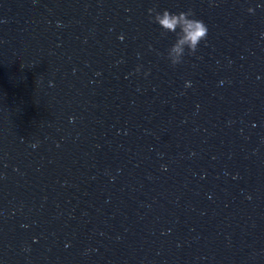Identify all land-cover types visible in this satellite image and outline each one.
I'll return each instance as SVG.
<instances>
[{
    "label": "clouds",
    "instance_id": "obj_1",
    "mask_svg": "<svg viewBox=\"0 0 264 264\" xmlns=\"http://www.w3.org/2000/svg\"><path fill=\"white\" fill-rule=\"evenodd\" d=\"M247 11L253 13L254 9L248 8ZM148 13L152 22L159 25L161 35L174 33L176 36L175 42L167 50V59L172 66L181 64L186 53L195 54L201 42L207 39V25L195 18L191 9L173 13L168 9L157 11L150 8Z\"/></svg>",
    "mask_w": 264,
    "mask_h": 264
}]
</instances>
